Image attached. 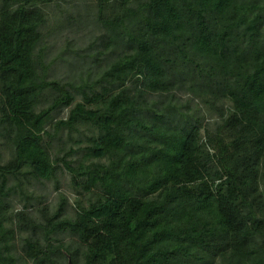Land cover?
Segmentation results:
<instances>
[{"label":"trees","instance_id":"1","mask_svg":"<svg viewBox=\"0 0 264 264\" xmlns=\"http://www.w3.org/2000/svg\"><path fill=\"white\" fill-rule=\"evenodd\" d=\"M45 1L0 0V264H264V0H96L102 68L65 80ZM180 87L234 107L212 131ZM65 131L81 144L54 155ZM63 170L88 205L12 224L15 188Z\"/></svg>","mask_w":264,"mask_h":264},{"label":"rangeland","instance_id":"2","mask_svg":"<svg viewBox=\"0 0 264 264\" xmlns=\"http://www.w3.org/2000/svg\"><path fill=\"white\" fill-rule=\"evenodd\" d=\"M96 0H47L42 3L47 16V24L44 28L45 45H44V56H49L47 62L51 73L57 79L62 77L63 80L78 76L79 74H87L89 72V66H92V73L96 74L100 71L102 66L95 63L94 59H87L88 56L94 54V49H90L91 44L94 40V34L99 31L98 24L96 23ZM1 7V6H0ZM97 57L98 53H97ZM88 60L92 61L90 65ZM87 79V77H85ZM173 95L169 94V98L175 103L180 105L189 104L192 108L191 114H201L204 116L205 125L208 124L212 131L216 129V121L222 122L223 118L221 115L225 113L228 115L229 109H233L234 102L227 96H222L221 101L211 102L210 104L205 103L200 98H194V95L188 90L180 87L173 92ZM2 96V93H0ZM157 96V95H156ZM163 98L160 96L152 97L153 100ZM81 99V96H79ZM168 99V98H165ZM185 111V110H184ZM69 115V109H66L60 116H55V122L67 118ZM47 130L53 131V125L47 126ZM79 134V133H78ZM73 134L75 138H83L84 135L80 136ZM85 134H89V131H85ZM202 135L205 136V128L202 130ZM61 138L56 141L53 140V146L50 148L53 154L63 155V150H67L70 147L77 148L81 144V141L74 140L69 137L68 131L60 134ZM5 140V139H4ZM49 141V140H48ZM3 139H0V149L3 151L4 159L10 158L11 150L9 144L2 143ZM52 142V141H51ZM88 142L84 139L82 146L85 147ZM79 154H73V158L77 160ZM13 184V183H12ZM16 192L12 195L11 202L8 206L14 207L12 224L17 225V213L27 212L29 215L37 218L38 221H44L43 214L40 210L46 208L47 211L56 208L58 205L61 206L62 200L65 199L67 202L66 215L75 216V205L77 199H81L86 205H88L91 194H84L79 196L77 191L71 185V175L63 170L57 172L56 176L51 180H32L31 183L24 180L20 187L15 188ZM19 227V226H18ZM41 233V232H40ZM30 233L18 231L16 239L14 241L15 253L17 255L22 253V246L24 238L26 239ZM43 234V233H41ZM38 241L42 239V236L33 235ZM58 238H64L59 236ZM61 244V243H60ZM71 262H69L70 264Z\"/></svg>","mask_w":264,"mask_h":264}]
</instances>
